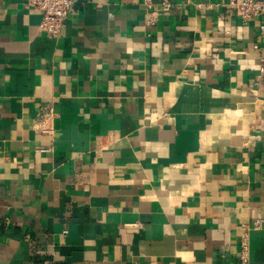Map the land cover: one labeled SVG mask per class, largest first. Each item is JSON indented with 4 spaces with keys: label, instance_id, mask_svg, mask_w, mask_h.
<instances>
[{
    "label": "crops",
    "instance_id": "obj_1",
    "mask_svg": "<svg viewBox=\"0 0 264 264\" xmlns=\"http://www.w3.org/2000/svg\"><path fill=\"white\" fill-rule=\"evenodd\" d=\"M226 2L79 0L55 36L0 0V264H264L263 20Z\"/></svg>",
    "mask_w": 264,
    "mask_h": 264
},
{
    "label": "built area",
    "instance_id": "obj_2",
    "mask_svg": "<svg viewBox=\"0 0 264 264\" xmlns=\"http://www.w3.org/2000/svg\"><path fill=\"white\" fill-rule=\"evenodd\" d=\"M79 0H26L28 6L37 9L40 12L41 19L39 28L51 35H58L60 28L65 23L68 13L72 7L78 4ZM147 4L151 0H144ZM218 6L229 7L238 13L240 21L246 24L255 18H262V23L259 25L260 42L264 43V0H227L226 3L217 4ZM199 7L200 4H197ZM160 7L162 10H168L170 4L168 1H161ZM155 13V11L153 12ZM253 49L260 52V72H264V48L259 44H253ZM261 225V220H256L253 224L254 228ZM247 237L244 236L241 243L240 261H246V245Z\"/></svg>",
    "mask_w": 264,
    "mask_h": 264
}]
</instances>
